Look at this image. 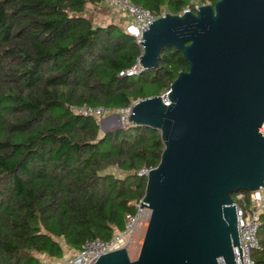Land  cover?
I'll return each mask as SVG.
<instances>
[{"label": "trees", "instance_id": "obj_1", "mask_svg": "<svg viewBox=\"0 0 264 264\" xmlns=\"http://www.w3.org/2000/svg\"><path fill=\"white\" fill-rule=\"evenodd\" d=\"M130 1L154 17L216 2ZM89 5L104 4L0 0V264H52L92 240L108 241L144 196L139 172L160 161L159 131L129 125L100 135L97 119L70 107L128 108L168 92L188 66L180 52L164 48L157 69L120 77L142 49L121 24L93 23ZM231 198L243 211L250 205L248 192ZM260 220L254 264H264V215Z\"/></svg>", "mask_w": 264, "mask_h": 264}, {"label": "water", "instance_id": "obj_2", "mask_svg": "<svg viewBox=\"0 0 264 264\" xmlns=\"http://www.w3.org/2000/svg\"><path fill=\"white\" fill-rule=\"evenodd\" d=\"M140 40L142 70L157 69L164 48L180 52L188 70L168 92L135 102L128 118L159 131L164 144L144 175L140 208L150 217L139 255L132 261L120 249L95 264H235L231 196L264 187V0L165 13Z\"/></svg>", "mask_w": 264, "mask_h": 264}, {"label": "built area", "instance_id": "obj_3", "mask_svg": "<svg viewBox=\"0 0 264 264\" xmlns=\"http://www.w3.org/2000/svg\"><path fill=\"white\" fill-rule=\"evenodd\" d=\"M103 4L117 9L123 19L126 20L124 31L132 36L139 45L144 32L149 24L158 18L151 15L148 11L142 9L131 3L130 0H103ZM198 7L196 6V9ZM186 10L185 12H187ZM162 16V15H161ZM142 68L139 61H137L131 68L119 73L120 77L136 76ZM168 103H165L167 105ZM133 104L125 109L115 110L103 106H71L70 111L76 115L92 117L102 122L104 119H109L114 113L118 112L117 117L120 123V128H126L131 125L128 121ZM260 134L264 136V124L259 130ZM148 170H142L139 175H145ZM250 205L247 210L243 211L237 207V228L240 253L234 248L235 264H254L251 253L258 249V232L261 228V215H264V187L257 191L249 193ZM140 203L137 205V211L134 215H127L125 218L124 229L113 235L108 241L100 239L92 240L82 246L81 250L64 258L58 264H95L97 259L107 253L125 249L128 256L133 251L140 252L142 239H139L137 233L142 225L148 223L150 217V210L141 209ZM140 240V241H139ZM218 264H225L219 258Z\"/></svg>", "mask_w": 264, "mask_h": 264}, {"label": "rangeland", "instance_id": "obj_4", "mask_svg": "<svg viewBox=\"0 0 264 264\" xmlns=\"http://www.w3.org/2000/svg\"><path fill=\"white\" fill-rule=\"evenodd\" d=\"M117 10V9H116ZM115 10V8H111L109 6H105V5H97V6H88L87 7V11H86V16L95 24L97 25H101V24H107L109 22H115V23H119L121 24V26H123L125 28L126 24H124L125 19H123L122 17L119 16V14L117 13V11ZM145 89L152 91L153 87L151 85H145L144 86ZM118 112L114 113V115H117ZM113 115V114H112ZM110 115V116H112ZM111 119V123L112 125L108 128L107 131H112L114 129L120 128V123L118 121V117L117 119L113 120ZM100 125V135L104 133L103 130V120L102 122H99ZM106 125V124H105ZM109 172H111L113 175H115L118 178H123L126 174L124 172L121 171H117L115 169H110ZM247 210V208H246ZM146 225H142V227L139 229L137 236L139 237V239H142L143 241V237L146 231ZM140 241V240H139ZM139 253H137V251H133L129 258L130 260L134 261L137 259Z\"/></svg>", "mask_w": 264, "mask_h": 264}, {"label": "crops", "instance_id": "obj_5", "mask_svg": "<svg viewBox=\"0 0 264 264\" xmlns=\"http://www.w3.org/2000/svg\"><path fill=\"white\" fill-rule=\"evenodd\" d=\"M112 8V7H111ZM114 9V8H113ZM116 10V9H115ZM117 11V10H116ZM117 13L119 14V16L120 17H122L121 15H120V12L119 11H117ZM124 24H126V20L124 21ZM107 124L106 125H109V126H111L112 125V123H111V119L109 118L108 120H107V122H106ZM60 261H58V262H56V261H54V263H52V264H58Z\"/></svg>", "mask_w": 264, "mask_h": 264}]
</instances>
